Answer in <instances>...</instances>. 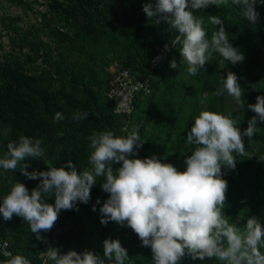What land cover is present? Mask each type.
Returning a JSON list of instances; mask_svg holds the SVG:
<instances>
[{
    "label": "clouds",
    "instance_id": "9594fccd",
    "mask_svg": "<svg viewBox=\"0 0 264 264\" xmlns=\"http://www.w3.org/2000/svg\"><path fill=\"white\" fill-rule=\"evenodd\" d=\"M258 2L264 3V0H149L143 5V12L155 24H166L179 33L171 43L174 47L180 46V61H171L170 68H179L194 77L214 54L223 58L221 68L225 61L236 65L245 57L230 43L219 16L207 18L210 24L220 26L208 39L204 19L198 18L192 10L208 6L227 8L231 3L239 9L243 19L255 24L259 18L255 10ZM225 92L237 103L244 102L238 78L230 71L213 96ZM248 107L256 116L248 121L243 133L233 119L217 112L204 110L194 117L186 139L193 151L185 159L183 172L155 156L128 158L143 144L135 127L126 136H116L109 130L89 136L91 167L82 172L71 160L66 164L69 170L53 166L47 171L29 172V158L43 159L45 151L40 139L21 135L18 141L7 143V150L0 158V170L15 173L19 169L26 178L40 182L29 194L25 185L16 181L0 203V214L5 221H10L14 215L21 217L41 239L40 233L51 230L61 210L75 208L78 211L77 201L87 204L97 178L104 177L101 187L109 198L100 208L101 224L114 221L130 227L142 246L151 248L152 264H179L185 256L201 261L215 258L221 264H264L261 251L264 226L252 217L241 229L230 225L223 215L228 185L221 178V168L234 169L237 161L233 153L245 154L243 137L252 138L257 121H264V96H257L256 103ZM88 115V112H77L72 119L80 121ZM64 118L60 112L54 115L56 122ZM10 132L9 125L0 130V136L7 138ZM258 160L264 161V155ZM114 163L121 166L114 170ZM52 196L54 204L47 203V198ZM92 210H96L95 205ZM103 249L104 258L88 250L60 254L58 249L49 248L47 258L53 264H105V259L109 264H125L129 260L119 240L105 239ZM7 255L10 258L3 264H30L23 255Z\"/></svg>",
    "mask_w": 264,
    "mask_h": 264
},
{
    "label": "trees",
    "instance_id": "16d2710c",
    "mask_svg": "<svg viewBox=\"0 0 264 264\" xmlns=\"http://www.w3.org/2000/svg\"><path fill=\"white\" fill-rule=\"evenodd\" d=\"M9 1L22 3L23 0ZM47 1L48 9L40 14V20L48 29L50 41L41 37L40 32L33 26L22 28L13 23L11 44L17 47L19 55L5 54L0 60V130L11 126L7 138L0 136V158L7 150L8 142L18 141L19 137L24 135L40 139L41 147L45 151L43 159L29 158L27 162L30 166L27 171H47L53 166L58 168L64 166L65 170H69L66 164L71 160L78 171L82 172L91 167L88 160L91 152L88 137L105 130L112 131L116 136H126L123 135L126 131L123 133L122 124L131 122L136 112L130 116L113 113V105L104 96V67L115 59L122 66L129 68L132 73L144 75L155 47L165 41H172L179 33L166 24L157 25L153 19L146 17L143 5L149 0ZM8 18L12 21L17 19ZM224 28L230 33L228 39L232 46L243 55L249 53L252 44L264 42V33L253 30L250 23L244 20L224 24ZM179 47L177 45L168 54L162 68L152 80L151 93L138 98L136 110L142 104L150 103L154 98V89L159 83H167L170 79L172 74L170 62L177 61L180 56ZM73 51L80 55H92L89 59L92 62L90 70L88 65H84L85 61L83 65H78L75 59L70 57ZM94 55L104 56L98 59ZM38 60H41L45 68L38 69ZM96 64H100V76H97ZM85 69L89 70V77L86 76V71H83ZM235 75L240 86L246 87L245 77ZM54 83L62 85L61 88L54 87ZM65 83L71 85V89H67ZM100 86H103V95L96 89ZM212 86V83L204 81L202 90L210 91ZM211 99L213 106L209 109L229 116L243 133L248 127V107L245 105L241 113L230 116L223 113L222 95L212 96ZM79 108L84 112L91 109L92 114L84 120H73L72 116ZM57 112L65 117L59 122L54 121ZM192 118H189V123L192 122ZM140 128H143V125ZM185 135L186 133H182L176 143L172 163L180 156ZM252 139L260 141L259 153L264 155V134L256 131ZM243 142L246 148H249V144L244 140ZM233 155L237 161L235 168L228 169L223 166L221 177L227 181V192L233 188L232 192L235 193L229 196L226 194L227 208L223 210L225 218L231 221H235L237 208L239 209L236 206L238 203L242 205L247 192L259 194L260 188L264 186L263 168L260 167L258 171L252 172L248 162H244V156L236 153ZM253 157L256 155L254 154ZM256 163L258 162L254 161V164ZM112 167L114 170L119 168L114 164ZM104 179V177L97 178V182L90 190L91 198L87 204L77 201L78 211L75 208L61 210L59 218L61 232L56 235L57 239L53 245L51 230L41 232V239H38L21 217L14 215L10 221H5L0 214L1 233L8 240L12 254L23 255L30 264H42L41 254L47 252L49 248L58 249L60 254L69 251L83 253L88 250L104 258L103 241L120 238L118 231H115L116 225L113 221L106 225L100 222V208L109 198V194L101 187ZM16 181L24 184L29 194L40 182L39 179L26 178L19 169L15 173H3L0 170V203ZM53 197L47 198L46 202L55 200ZM234 197H237L238 203L230 204L229 201L234 202ZM97 200L100 201L99 204ZM257 204L264 209V198L258 196ZM94 205L95 211L92 210ZM82 216L92 219L93 227L86 226ZM234 226L242 229L244 224L237 221ZM129 229V233L124 235L122 245L129 256L125 264H152L151 248L142 246L138 236L130 227ZM261 251L264 252L263 249ZM47 264L53 262L48 260ZM105 264H109L107 259ZM179 264H221V262L215 258H205L201 261L185 256Z\"/></svg>",
    "mask_w": 264,
    "mask_h": 264
},
{
    "label": "rangeland",
    "instance_id": "374dc122",
    "mask_svg": "<svg viewBox=\"0 0 264 264\" xmlns=\"http://www.w3.org/2000/svg\"><path fill=\"white\" fill-rule=\"evenodd\" d=\"M47 4V0H23L22 3L0 0V60L5 54H8V56L19 55L17 47L11 44V36L13 33L12 26L14 24H18L22 28L33 26L40 32L41 37L50 41L47 34L48 29L43 26L40 20V14L48 9ZM255 10L259 13V18L255 24L243 19L238 12L239 9L236 6H231V3L227 8L208 6L202 10L193 11L198 18L202 17L204 19V28L207 32V38L210 39L212 33L217 31L219 25L215 26L210 24L207 19L209 15L219 16L224 21V24L244 20L250 23L253 30L264 33V3L258 2L255 6ZM8 17L17 19L12 21ZM225 31L229 36V31ZM248 51L249 53L244 55L245 59L242 62L233 65L231 62L225 61L223 68L219 66L223 58L214 54L212 60L206 62L203 69L194 77L189 76L186 71H180L179 68H171L172 74L170 75V79L167 83L161 82L155 87L154 98L150 100V103L142 104L136 110L131 122L122 124L121 128L123 133L126 131L123 135H127V133H130L135 127L139 131L141 141H143L142 146L136 151L135 155L129 156L128 158L144 159L155 156L157 159H160L162 163H170L178 171H185V159L191 155V152L193 151V146L187 143V133L190 131L191 126L194 123V117H196L201 111H212L209 109L210 106H213L211 98L213 92L221 87L222 77L227 76V73L230 71L238 76L245 77L246 79L244 83L246 87H241V99L244 102L237 103L235 98L229 96L227 92L222 95L224 114L231 116L235 113H241L245 105L248 107L249 104L256 103L257 96H264V42L252 44ZM71 54L70 57L75 59V62L78 65H83L85 61L84 65H88V69H91L92 62L89 61V59L92 55H80L76 51L71 52ZM94 56L98 59H102L101 57L104 55ZM179 57L180 56L177 58V63L180 61ZM37 64L39 67L38 69L45 68V65H43L41 60H38ZM100 64L95 65L97 76H100ZM89 70H83L86 71L87 77L90 75L88 73ZM204 81L213 84L212 90H202ZM65 84L67 89H71V85L68 83ZM61 86L62 85H59V83H54V87L61 88ZM96 89L101 95H103V86H100V88L97 87ZM217 105H219L218 101ZM77 112L83 113L84 111L79 108ZM88 113L92 114L91 109ZM254 116H256V113L248 107L247 118L250 120ZM190 117H193L191 123H189ZM141 125H143V128H140ZM256 127L257 132L264 134V121L258 120ZM182 133H186L184 145L181 148L179 158L172 163V154ZM243 140L249 144V148H246L245 146V154L243 155L244 162H248L249 168L252 172L258 171L260 167H262L264 171V161L258 160V157L260 156V141L252 138L249 139L248 137H243ZM254 154L256 157H253ZM254 161H257L258 163L254 164ZM114 165L120 167L121 163H114ZM222 171L223 166L221 168V173L223 175ZM260 189L261 191L259 194H257V192L256 194H251L250 191L247 192L245 200L241 203L242 205H239L237 197L233 198L234 202L229 201L230 204L238 203L236 207H239V209L237 208L238 212L235 221L226 218L230 225L234 226V223L238 221V223H242L245 226L247 219L255 217L260 224L264 226V209L257 206L258 196L264 198V186ZM232 190L233 188L226 192V194H228V196L235 194ZM53 199H55V197H53ZM54 201L55 200L50 203L54 204ZM225 208H227L226 204L224 205V209ZM60 215L61 211L59 212V218ZM82 217L86 226L89 228L93 227L92 219L87 216ZM114 224L116 225L115 231H118L120 236L117 240L123 245L124 235L128 234L130 229L126 225L121 226L116 222H114ZM51 235L53 245L56 242L57 233H55V235L51 233ZM262 249L264 250V248ZM41 257L42 264H47V252L42 253Z\"/></svg>",
    "mask_w": 264,
    "mask_h": 264
},
{
    "label": "built area",
    "instance_id": "2783aa9c",
    "mask_svg": "<svg viewBox=\"0 0 264 264\" xmlns=\"http://www.w3.org/2000/svg\"><path fill=\"white\" fill-rule=\"evenodd\" d=\"M172 41H165L155 47L153 54L149 57L147 72L144 75L132 73L129 68L122 66L115 59L104 67V96L113 105V113L130 116L136 111L138 98L151 93L152 80L156 77L168 54L174 48ZM60 229L58 214V219L51 228V233L53 235L55 233L58 234ZM8 253L14 256L9 248L8 240L1 233L0 220V264L10 258L7 255Z\"/></svg>",
    "mask_w": 264,
    "mask_h": 264
}]
</instances>
